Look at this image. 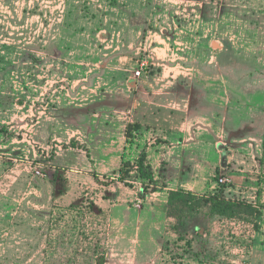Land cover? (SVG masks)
<instances>
[{"label": "rangeland", "instance_id": "obj_1", "mask_svg": "<svg viewBox=\"0 0 264 264\" xmlns=\"http://www.w3.org/2000/svg\"><path fill=\"white\" fill-rule=\"evenodd\" d=\"M222 263L264 264V0H0V264Z\"/></svg>", "mask_w": 264, "mask_h": 264}, {"label": "trees", "instance_id": "obj_2", "mask_svg": "<svg viewBox=\"0 0 264 264\" xmlns=\"http://www.w3.org/2000/svg\"><path fill=\"white\" fill-rule=\"evenodd\" d=\"M138 169H139V172L141 173L140 174L141 179L143 180L148 179L150 182L154 181V170L151 164L148 162V156L146 152H142L139 158ZM145 192H146V188L144 187L142 195H141L142 198H145ZM180 193L185 194L183 191H181ZM187 195L190 197V199H186L187 203H190V204L192 203L193 206L197 207L198 201L204 202L206 206H209V207L214 206L213 208H217L215 212H219L221 215H226L230 209L235 207V206L231 207V205L225 201L226 199L224 197H220V196H223L220 194L211 196V197H206V198L205 197H195L192 194H187ZM172 196H173L172 197L173 199L175 197V193H172ZM240 207L241 206H238V208Z\"/></svg>", "mask_w": 264, "mask_h": 264}, {"label": "crops", "instance_id": "obj_3", "mask_svg": "<svg viewBox=\"0 0 264 264\" xmlns=\"http://www.w3.org/2000/svg\"><path fill=\"white\" fill-rule=\"evenodd\" d=\"M163 134H164V138L166 140V143L161 149L160 158H161V160H165V163H167V164H165V167L167 168L166 174H167V178H168V184L170 187L169 189L183 188L184 187L183 184L178 183L177 186L174 187L175 183H173L174 181L178 182L174 177L173 166H176V162H178V163L180 162V160H176L175 157H177V155L182 157L183 153H178V152H180L183 149L180 147H177L175 145L174 137L169 132H168V134H166V136H165V133H163ZM146 152L148 154V159L150 160L149 163L154 168V165L151 162V156H150L151 149L150 150L148 149ZM181 182H183V179L181 180Z\"/></svg>", "mask_w": 264, "mask_h": 264}, {"label": "built area", "instance_id": "obj_4", "mask_svg": "<svg viewBox=\"0 0 264 264\" xmlns=\"http://www.w3.org/2000/svg\"><path fill=\"white\" fill-rule=\"evenodd\" d=\"M142 74V72H138L137 76L140 77ZM39 176H42V173H40L39 171L37 172ZM230 183V179L227 176H224L220 179L219 184L220 185H228Z\"/></svg>", "mask_w": 264, "mask_h": 264}, {"label": "water", "instance_id": "obj_5", "mask_svg": "<svg viewBox=\"0 0 264 264\" xmlns=\"http://www.w3.org/2000/svg\"><path fill=\"white\" fill-rule=\"evenodd\" d=\"M226 158H227V153L224 155V160H226Z\"/></svg>", "mask_w": 264, "mask_h": 264}]
</instances>
